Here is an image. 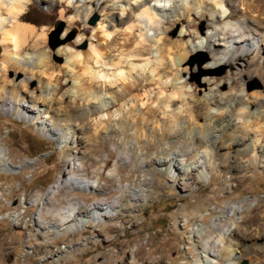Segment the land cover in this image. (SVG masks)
Masks as SVG:
<instances>
[{
	"label": "rangeland",
	"instance_id": "obj_1",
	"mask_svg": "<svg viewBox=\"0 0 264 264\" xmlns=\"http://www.w3.org/2000/svg\"><path fill=\"white\" fill-rule=\"evenodd\" d=\"M86 1L29 0L21 22L35 26L36 32L22 38L20 48L3 43L0 33V105L19 94L27 103L39 104L41 113L48 112L45 117H69L71 126L64 130L67 126L61 129L56 125L53 133L42 134L30 121L0 110V148L6 151L7 163L15 167L12 174L0 173V264H193L201 259L226 264L224 240L216 242L214 258L201 248V240L213 225L222 227V237L231 240L238 264H264V236L259 238L264 234V159L259 152L239 151L253 138L249 129L245 131L252 121L248 111L252 113L254 102L264 96L263 83L249 63L252 55L244 53L216 67L206 47L207 36L214 31L210 13L197 6L188 11L194 0L177 4V0H158L165 10H155V22H148L145 16L132 17L133 32L145 37L150 50L145 75L134 76L137 90L117 102L110 98L107 104L111 102V108L104 111L96 94L88 98L79 88L76 78L82 67L70 58L80 60L90 47L103 49L95 28L106 19L105 9L117 18L125 17L140 0H131L130 6L126 0V6L121 0H106L102 6L101 0L93 6ZM156 1L149 2L150 10L157 7ZM250 2L244 0L246 5ZM218 12L228 10L221 7ZM178 14H183V23L176 19ZM11 24L12 19L0 12V26L10 28ZM161 44L170 47L171 57L183 53L186 59L176 66L165 56L157 66ZM7 50L16 52L11 57H33L35 62L22 67L12 58L7 60ZM113 53L108 58H113ZM126 60L141 59L131 55ZM154 67L157 70L150 72ZM98 68L95 64L93 69L89 67L92 77L83 73L81 79L96 87L110 83L105 75L111 74L112 68L103 67L106 74L95 75ZM124 84L129 86L126 81L114 83L109 92L121 94ZM234 93L242 98L244 111L236 108L232 113L222 102L206 109L202 106L204 96L219 100L223 94L229 98ZM90 103L97 105L99 113L79 119L81 107ZM220 114L231 115L233 133L243 140L234 144L229 142L234 138L225 136L223 145L212 150L216 154L210 160L214 171H192L190 167L201 164L199 157L205 155V144L197 148L192 138L210 133ZM122 116H128V125L121 123ZM135 123L142 125L144 135L135 132ZM178 123L188 132L175 150L180 152L176 158L181 171L170 172L169 164L158 166L160 160L154 159L153 151L144 155L147 159L141 167L133 159L121 162L119 146L102 138L106 127L115 128L123 133L120 138L127 146L140 143L146 147L153 143L151 136L161 139V129L175 130ZM184 170L187 173H182ZM71 176L85 179L92 188L66 186L63 182ZM132 190L137 196H129ZM68 201L79 204L86 223L75 232H65L62 227L57 231L53 227L58 224L41 213L39 204L58 206ZM96 203L114 207L94 221L89 216H94L90 210ZM163 245L164 252L160 250Z\"/></svg>",
	"mask_w": 264,
	"mask_h": 264
},
{
	"label": "bare ground",
	"instance_id": "obj_2",
	"mask_svg": "<svg viewBox=\"0 0 264 264\" xmlns=\"http://www.w3.org/2000/svg\"><path fill=\"white\" fill-rule=\"evenodd\" d=\"M28 1L29 0H0V12L6 13L12 19V24L10 28H7L2 25L0 26L2 42L5 44L11 43L15 49L23 46L24 43H21L22 38L25 39L29 35L36 32L35 26L21 22L22 16L28 5ZM95 1L96 0H87L86 2L89 3L90 6H93ZM130 1L131 0H126L125 2V0H121L120 3L124 5L125 2L126 5L127 4L129 5ZM150 1L151 0L136 1L137 3L138 2L140 3H138L136 6L134 5V7L130 8V10L128 9L129 13H127L125 17L123 16L120 18H117L115 14L113 16L111 10L106 11L105 9L104 12L106 19L98 23V25L95 28V33H96L95 36L96 38L100 39V46H102L103 49L98 48L97 46H96L97 48L90 47L89 50H87V52L82 55V58L80 60L77 61L76 59H74V57L70 58L73 60L74 64H81L82 67V72L76 78L78 81L80 80L81 83L79 88L81 89V91L87 93L88 98L89 96H91V94L92 96L93 94H96V99H99L100 104L102 103V105H99V107H102L104 111L111 108V102L110 104L109 103L107 104V102L110 101L109 100L110 98L113 99L114 102H117L121 100L125 96V94H129L136 91L137 86H135L136 85L135 79L133 80V77L136 75L138 76L140 75L141 77H144L146 72L145 69L148 68V64L150 63L148 60L151 56L150 50L144 44L143 39L145 37L142 38L140 34H135L133 32L132 29H136V28L134 27V24L132 22V17L145 16L148 22L149 21L152 22L153 20H154L153 22H155V18H156L155 17L156 15L154 14L155 10H161V11L165 10L164 9L165 6L161 7L160 3H158L159 1L157 0L155 2V4H157V7L155 8L154 6V8H152L151 11L150 6L152 5H149ZM183 1L185 2L186 0H177L176 4L178 2L182 3ZM101 2L102 3H100V5L102 6L106 2V0H101ZM245 3L244 0H194L193 6L191 7L189 6L187 10L190 11L192 7L197 6L198 9L199 8L201 9V11L207 10L213 19L214 31L207 36V43H206V47L208 46L207 48L211 51L212 54V59L214 61L213 65H215L216 67L220 65H227L230 63V61L235 60L241 54L244 53L251 54L252 59L249 63L252 65V70H253L252 72L254 75L260 77V80L262 81L264 87V65H263L264 63V0H251L250 5H246ZM175 6L178 7L179 5H174L173 7L175 8ZM180 6L182 5L180 4ZM221 7H225L226 10H228V13L218 12V9ZM171 9L169 8V10ZM176 16H178V18L176 19H178L180 23H183V18H182L183 14L181 15L178 14ZM72 23L75 24V22ZM82 30L85 33L84 31L85 27ZM158 41L160 42V40ZM161 45L164 46L161 47ZM161 45L158 46L159 58L156 60L157 66L162 65L163 62L162 60L165 56H166L165 59L169 58L171 64L175 63L176 66H179V64L186 59L183 53L181 55H178L177 53L175 55L176 59L171 57L172 53L170 47L165 44H161ZM197 49L198 48L192 50L195 51ZM112 52L114 53L117 52L115 58H114V53L112 54L113 58L116 61L107 60V58L110 56L109 53ZM15 54L16 52H11V51L9 52L7 50V55H6L7 60L10 61L12 58V60H14L13 62L17 63L18 65H23L22 67H24V65L27 64L32 65L33 62H35L34 61L35 59L33 57H30V59H23L19 56L11 57V56H15ZM131 55L139 57L141 60L137 62H135L134 60H126ZM78 56L79 55H76L75 58H77ZM39 57H38V61L40 63H43L42 62L43 60H41L42 58L40 59ZM113 58H108V59H113ZM92 64L93 66L95 64L101 67L94 72L95 75H99L100 73L106 74L104 73L105 68L103 67L108 66L112 68L111 74L109 73L105 75L106 78L109 79L110 83H104L103 85L100 84L99 86L97 85L98 87L97 88L95 86L96 84L88 83L87 81H85L84 78H83L84 81L81 79V75H83V73L85 74L84 77L89 75L88 68L90 67L93 69ZM3 69H5V66H3ZM156 70L157 69H155L154 67L153 69L152 68L150 69V72H155ZM89 76L92 77L91 75ZM163 76H165V74H163ZM146 80L151 82L149 78H147ZM125 81L127 82V84L129 83L128 85L130 87L125 86V84L122 85L123 93L121 92V94H118L114 92V94L112 95L111 92H109V89L111 91V86L114 83L116 84L117 82H119L120 84H123ZM60 88L61 85H59V89ZM108 95L109 97H107ZM14 97L15 98L13 100H9L6 104L4 103L1 104L0 110L7 112V114L11 113L10 115H13L16 119L18 118L24 121H30V124L33 125L36 129H38V131L42 134L53 133V131L56 130V127L58 125H60L61 129L62 127L67 126L66 128H64V130L70 129L71 126L67 122L70 121L69 117H66L65 120H58L56 118H53L52 116L45 117L44 114L48 112L41 113L39 104H37L36 102H28L29 103L28 104L27 101H24L23 98H20L19 94H15ZM51 101L52 98H50V102ZM202 101H203L202 106H204L205 109L210 107L212 104L219 105L222 102L223 107H226V109L230 108L231 110L230 112L232 113L233 110L235 111L236 108L238 110L244 111V106L242 107V98L239 95H237V93H234V95L229 98L225 97L223 94L220 96L219 100H217L215 96H206V97L204 96V99ZM251 104L253 105V103ZM254 104H255L254 111L252 113L248 111V114L252 118V121L245 125V131L249 129V132H251L253 138H251V140H248V145H246L245 148L239 151L243 154L245 153L250 154L252 151L257 153L259 152L261 153L260 159H264V145H262V143L264 142V125L261 124V121L264 120V96L256 100ZM97 113H99V108L97 107V105L90 103V105L88 104V106L81 107L79 119H87ZM238 114H240V112H238ZM204 115H206L207 117L210 116L209 113H205ZM128 116L126 117L122 116L123 118H121V123L123 125H128L130 123V122L128 123ZM231 120H233V118L231 119V115L220 114V116L214 121L213 125L210 126L211 128L210 133L207 132L204 136H200V135L197 136L196 134L193 136L192 138L194 142L193 144L196 145L197 148L202 147L201 144L203 143L205 144L204 145L205 148H203L205 155L199 157L203 159V162L201 164L197 163L195 166L190 167L192 171L200 170L201 174H203L204 172L212 173V171H214V169H212L214 167L210 165V160L213 159L216 154L212 150L217 147L219 148L220 147L218 146L219 144L223 145L225 136L227 135L231 136L229 140H232L234 138L232 141H229L230 143L232 142L234 144H237L238 141L243 140V137L239 138V136L233 133L235 131L234 130L235 124H233L234 122H232ZM173 121H175V119ZM181 123L180 124L178 123V125H176L175 130L171 128L170 130L164 128L161 129L160 133L162 135V138L159 139L156 138V136H151L150 141H152L153 143H150L151 144L150 146L146 144L145 145L146 147L140 145V143L139 144L135 143V145L133 144L132 146L131 145L127 146L126 145L127 143L126 144L123 143L122 138H120L123 133L120 134L119 130L115 128L112 129L106 127L102 132L104 134L103 135L104 137L102 138L105 140L106 143L109 142L114 146H119L121 162L124 161L127 162V160L130 162V160L133 159V161L137 164V166L141 167L144 164V159H147L146 157H144V155L153 151V153H155L154 159L160 160L158 161V166H165L169 164L168 165L169 171L171 169L174 171H181L179 167V162L176 158L177 155L179 156L180 152L176 153L175 150L176 147L179 146L178 145L179 143H183L181 139L188 136L187 134L188 132L185 126L181 125ZM134 128L137 134L140 133L143 134L142 125L140 127V125L135 123ZM229 131H231L232 134H228ZM242 133L245 134L244 131ZM141 136L138 137V139L139 138L141 139ZM132 140L133 139H131V141ZM166 140H167V144L165 143ZM166 145L168 147H165ZM146 150H148V152H146ZM162 156L164 157L163 161H161ZM208 157H209V162L207 161ZM154 161L156 162V160ZM152 163L153 162H151V164ZM13 169H15V167L12 164L7 163L6 151L0 148V173L12 174L14 172ZM182 173H187V171L184 170ZM63 183L66 186L68 185L70 187H77L80 189H85L86 187H89L90 189L92 188V186L89 185L87 181H85V179H82L80 177L78 178L76 176H71L66 178V180ZM129 196L130 197L137 196V193L132 190L129 193ZM49 204L50 202L39 204L40 211L41 213H45V215H47L49 218L54 220L56 222V225L58 224L57 226H55L54 224L53 227L56 229L58 228L57 231L60 230L59 227H62L61 230H65V232H75L86 223L85 215L81 214V210L79 209V204L76 201H68L66 205H58V206L49 205ZM111 207L114 206L107 203L105 204L96 203L93 206V209L90 210V212L93 213L94 216L91 217L89 216V218L93 219L94 221H97L99 218H102L101 216L102 214L100 213L109 211ZM202 220L204 221V218ZM38 222L43 223L42 220L41 221L39 220ZM221 228L216 227L215 225L209 228L210 230L208 234L204 236L203 240H201V248L203 249V251H205L208 254L209 257L214 258L216 256V255L214 256V254L216 253V252L214 253V250L216 249V242L218 241L223 242L224 240L223 245L226 254V258H225L226 264H238V257H236L238 252L236 249L234 250V248L233 249L231 248L232 247L230 245L231 240L229 241L228 237L226 239H224L225 237L224 238L222 237ZM232 233L234 235L237 234L236 231H233ZM214 235H216V238L213 237ZM263 236L264 234H260L259 238ZM165 246L166 245H163L162 249L160 250L164 252ZM203 257L205 256H202V258ZM193 264H217V262H213V261L209 262L208 260L201 259Z\"/></svg>",
	"mask_w": 264,
	"mask_h": 264
},
{
	"label": "water",
	"instance_id": "obj_3",
	"mask_svg": "<svg viewBox=\"0 0 264 264\" xmlns=\"http://www.w3.org/2000/svg\"><path fill=\"white\" fill-rule=\"evenodd\" d=\"M95 20H96V17L93 19L92 24L94 23ZM242 264H246V261L242 262Z\"/></svg>",
	"mask_w": 264,
	"mask_h": 264
}]
</instances>
